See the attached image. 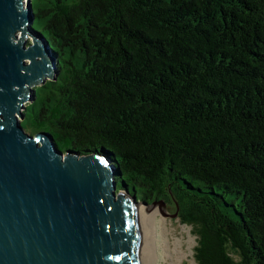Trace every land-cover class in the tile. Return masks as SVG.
Segmentation results:
<instances>
[{
  "label": "trees",
  "instance_id": "trees-1",
  "mask_svg": "<svg viewBox=\"0 0 264 264\" xmlns=\"http://www.w3.org/2000/svg\"><path fill=\"white\" fill-rule=\"evenodd\" d=\"M30 3L56 80L35 87L24 130L172 204L195 264H264V0Z\"/></svg>",
  "mask_w": 264,
  "mask_h": 264
},
{
  "label": "water",
  "instance_id": "water-1",
  "mask_svg": "<svg viewBox=\"0 0 264 264\" xmlns=\"http://www.w3.org/2000/svg\"><path fill=\"white\" fill-rule=\"evenodd\" d=\"M31 21L30 0H0V264H139L136 209L156 202L116 191L106 156L21 125L35 87L56 80Z\"/></svg>",
  "mask_w": 264,
  "mask_h": 264
},
{
  "label": "bare ground",
  "instance_id": "bare-ground-1",
  "mask_svg": "<svg viewBox=\"0 0 264 264\" xmlns=\"http://www.w3.org/2000/svg\"><path fill=\"white\" fill-rule=\"evenodd\" d=\"M159 213L160 208L156 205L144 207L140 204L137 206L139 264H163L168 258L173 263V253L176 254V257L181 256V250L178 249V246L181 245L180 239H174V247L171 249L163 234Z\"/></svg>",
  "mask_w": 264,
  "mask_h": 264
},
{
  "label": "rangeland",
  "instance_id": "rangeland-1",
  "mask_svg": "<svg viewBox=\"0 0 264 264\" xmlns=\"http://www.w3.org/2000/svg\"><path fill=\"white\" fill-rule=\"evenodd\" d=\"M117 189H120L119 182L117 183ZM155 205L160 208V213L158 214V217L162 220L161 225L163 229V234L166 240L168 241L170 248L172 249L174 247L175 238H179L181 241V245L178 246V249L181 250L182 257H176V254L173 253V263H171V260H169L168 258L166 259V261L163 262V264H195V261L193 259V248L196 244V236L192 233L191 226L186 225L184 223H180L177 217L173 216L174 208L172 204L170 206L166 203L164 204L162 202H156L153 205L144 207H152Z\"/></svg>",
  "mask_w": 264,
  "mask_h": 264
}]
</instances>
